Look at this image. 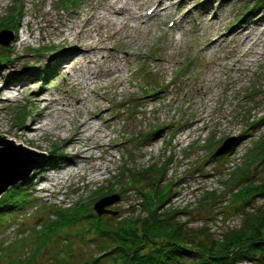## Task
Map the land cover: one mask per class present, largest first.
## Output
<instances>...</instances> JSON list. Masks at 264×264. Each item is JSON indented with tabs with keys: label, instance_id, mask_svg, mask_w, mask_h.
Wrapping results in <instances>:
<instances>
[{
	"label": "rangeland",
	"instance_id": "obj_1",
	"mask_svg": "<svg viewBox=\"0 0 264 264\" xmlns=\"http://www.w3.org/2000/svg\"><path fill=\"white\" fill-rule=\"evenodd\" d=\"M88 1L96 3L76 0V7H65L60 0L0 1V22L13 7H19L21 15L18 32L5 31L1 36L8 42L0 45V57L8 60L0 63V130L8 129L10 135L24 132L25 125L36 127L38 124L30 120L39 108L35 99L42 95L36 92L43 88L49 90V97L56 98L67 91L71 107L76 108L83 90L69 81V67L57 68L56 53L71 26L78 23L75 16L83 17ZM166 5L168 9L155 18H149L150 9L141 11L146 17L140 24L129 21L127 39L114 36L106 43L108 53L128 59V67L120 80H99L104 87L98 95L106 99L104 102L95 98L77 107L76 119H101L96 125L108 126L103 147L94 150L102 157L95 161V172L85 178L81 172L61 182L56 180L66 164L64 142L57 137L63 133L56 129L39 133V149L34 142L23 146L0 132V140H7L0 142V150L9 152L17 161V171L26 174L17 185L29 199L21 209H1L0 264H86L103 256V241L88 232L89 222L78 218L65 226L56 216L57 209L82 202L88 213L95 215L96 193L111 189L106 197L119 199L107 209L136 216L142 210L136 190L151 183L152 170L135 185H129L132 176L128 171L137 175L150 165L165 169L166 183L172 185L170 206L190 213V227L206 228L218 237L228 227L238 226L239 215L228 208L232 184L243 173L252 181L264 176V162L257 168L246 166L249 157L260 150L259 145L264 147V0H167ZM44 12L50 13L51 26L41 32L35 28L48 24V19L42 21ZM28 23L34 25L31 39L27 38ZM247 27L244 31L259 37L258 43L240 47L236 53L239 45L230 35ZM247 50L253 53L242 58L237 68L231 56L239 57ZM16 59L24 63L14 64ZM10 64L15 66L11 72ZM18 77L28 80L21 94L12 90L10 95L15 97L6 98L2 84ZM51 116L56 117V113ZM67 130L69 135L74 133L73 126ZM23 136L29 140L26 133ZM229 139L236 140L231 152L212 157ZM17 157L27 162L23 164ZM51 180L56 181L49 183ZM122 185L133 190L122 195ZM205 193L217 197L211 210L203 203ZM263 202L264 196L252 208ZM51 222H58L59 227L45 239L41 233ZM42 246L35 255V249Z\"/></svg>",
	"mask_w": 264,
	"mask_h": 264
},
{
	"label": "trees",
	"instance_id": "obj_2",
	"mask_svg": "<svg viewBox=\"0 0 264 264\" xmlns=\"http://www.w3.org/2000/svg\"><path fill=\"white\" fill-rule=\"evenodd\" d=\"M60 2L65 7L77 6L76 0ZM20 16L19 7L11 8L10 12L2 17L0 33H17ZM7 58L2 55L0 63L5 64ZM47 71H50L49 68ZM259 147L260 150L249 157L246 166L257 168L264 162V147L262 144ZM146 169L137 175L128 171L132 176L129 185H135L138 178L143 179L152 170L151 183L143 190H136L142 208L141 213L136 216L117 213L115 216L98 217L88 213L82 202L74 204L72 208L57 209L56 216L63 225L74 224L78 218L84 219L90 224L88 232L101 237L103 244L100 249H103L104 255L89 259L86 264H102V261L109 264H264V202L261 206L252 208L256 201L264 196V176L252 181L243 173L238 181H234L228 208H232L239 215V224L234 228L228 227L215 237L206 228L190 227V213L170 206L172 185L166 183V171L162 165H150ZM122 186V195L133 190L127 185ZM18 187L19 184L10 187L0 198L1 220L3 206L10 211L18 210L29 202ZM109 191L111 189L96 193L93 201L105 198L111 193ZM202 198L203 203L210 205L209 210L217 203L214 193H205ZM58 227V222H51L41 235L49 239L47 236L54 234ZM43 247L36 248L35 255L40 253ZM1 253L2 251L0 255ZM32 260L33 257L29 259ZM55 261L59 259L55 257ZM57 263L65 264L63 261Z\"/></svg>",
	"mask_w": 264,
	"mask_h": 264
},
{
	"label": "bare ground",
	"instance_id": "obj_3",
	"mask_svg": "<svg viewBox=\"0 0 264 264\" xmlns=\"http://www.w3.org/2000/svg\"><path fill=\"white\" fill-rule=\"evenodd\" d=\"M166 4L167 0H96L95 5L92 1H88L83 17L79 18L75 16L78 23L71 26L70 34L62 40L60 48H58L56 53L57 68L67 70L69 67V81L74 86H80L81 90H83L80 93V98L76 100V108L73 109L71 107L67 91L64 93V96L56 98L49 97V90L43 88L36 92H41L42 95L35 99L39 104V108L35 117L30 120V123L38 125L36 127L25 125L23 127L24 132H12L10 135L7 134L8 129H1L0 132L23 146L34 142L35 147L39 149V142H41L39 133L56 129L58 132L63 133L62 135L60 133L57 134V137L64 142V158L66 160L64 168H60L64 172L60 173L56 180L61 182L66 180L68 176L79 175L81 172L82 177L85 178L95 172L97 170L95 161L101 160L102 157L95 155L94 150H100L103 147V139L109 136V134L105 133L108 126H104L103 129L102 126L96 125L95 121H100L101 119L90 118L87 122L76 119L75 116L78 113L77 107L80 103L95 101V98L100 102H104L106 99L98 95V91L104 87L100 84L102 77H105L107 81L120 80L121 73L125 71V67H128V59H121L113 53H108L106 43L111 41V38L114 36L116 39H127L128 34L126 31L129 30L127 27L129 21L140 24L141 20L146 17L141 14V11L146 9L151 10L148 14L151 15L149 18L158 17L165 8L168 9V5ZM52 7L53 3L50 1V8ZM206 16L207 13L203 15L204 21H206ZM45 19H48L46 27L37 26L36 30L44 32L51 26L49 24L51 19L49 12L43 13L42 21ZM216 19V16L212 15V21H216ZM27 27L29 34L27 38L31 39L33 38L34 25L28 23ZM244 29H248V27L243 28L240 33L231 32L230 36H232L233 41H236L239 45L236 53L239 52L240 47L252 44L257 45L258 43L259 37L257 39L253 38V33L247 30L244 31ZM26 39H23L22 43H25ZM252 53H249V50H247L241 56L237 57L234 54L231 58L237 68H239L242 58ZM13 63H24V61L16 59ZM122 65L124 69L121 68ZM10 66L11 72L15 69V66H12V64ZM1 74L0 72V77ZM26 81L28 80L24 79V77H18L13 79V81L3 83L2 87L5 90L2 91H5L6 96L8 95L6 98L13 99L15 97L14 95H10L13 92L12 90H15L18 95L21 94ZM18 85H21V87L15 89ZM56 106H60V108H56ZM53 112L56 113V117L51 116ZM56 121H59L60 125L55 126ZM60 121L67 122L68 126H65ZM69 126H73L74 133L72 135H69L67 132L69 131L67 130ZM24 133L28 135L29 140L24 138ZM69 149L71 153L68 152ZM56 180H51L49 183ZM34 183V180L30 181V185Z\"/></svg>",
	"mask_w": 264,
	"mask_h": 264
},
{
	"label": "water",
	"instance_id": "obj_4",
	"mask_svg": "<svg viewBox=\"0 0 264 264\" xmlns=\"http://www.w3.org/2000/svg\"><path fill=\"white\" fill-rule=\"evenodd\" d=\"M1 36H2V32L0 33V45H6L8 41L7 40L3 41ZM235 141H236L235 139L234 140L233 139L226 140L214 152L212 157L217 158L219 156H222V155L226 154L233 147V145L235 144ZM0 142L1 143L7 142V140L6 141H4V140L1 141L0 140ZM20 148H23V147H20ZM24 150L26 151L28 149L24 148ZM2 153H4V154H2ZM9 154L10 153L7 152L4 149L0 150V155H2V156H0V197L10 187H13L18 182H20L21 177L25 174L23 172L24 170L23 171H17V169H16L17 161L14 158L9 157L10 156ZM3 155L5 156V159H4ZM17 158H18L19 161L21 160L20 162L23 163V164L27 162L26 159H24L23 157H17ZM18 172H19V174H18ZM24 176H26V174ZM24 176L22 177V179L25 178ZM118 199H119L118 196L106 197V198H103V199L99 200L98 202H96L95 205L93 206V210L95 212V215H97L98 217H101L102 215L115 216L117 213L113 212V211H111V210H109L107 208L109 206L115 204L118 201Z\"/></svg>",
	"mask_w": 264,
	"mask_h": 264
}]
</instances>
